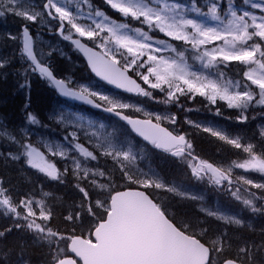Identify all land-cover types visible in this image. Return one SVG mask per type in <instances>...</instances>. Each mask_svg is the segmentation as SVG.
<instances>
[{"label":"snow or ice","instance_id":"obj_1","mask_svg":"<svg viewBox=\"0 0 264 264\" xmlns=\"http://www.w3.org/2000/svg\"><path fill=\"white\" fill-rule=\"evenodd\" d=\"M249 2L244 0L245 4ZM104 3L127 22H118L96 10L94 15L88 14L91 23L84 26L60 6L58 0H46L39 11L23 8L21 0H0V16L14 14L36 22L38 18L42 20L46 12L52 20L59 19L62 31L66 29V21L70 25L67 29L70 34L64 39L70 40L84 53L97 77L125 93L156 100L158 91L163 98L156 100L157 103L178 107H183L181 98L203 97L209 109L218 101H224L227 108L238 110L235 119L240 123L248 119L245 112L251 104L264 106V0L251 2V8L259 10L260 15L247 10L238 14L231 0H228L227 9H223L219 0H204L203 4L191 0L190 6L183 0H104ZM203 7H207L206 12L202 11ZM189 13L210 17L218 23L210 25L204 20L190 18ZM132 22L140 26L132 27ZM72 30L78 37H86L87 41L73 39ZM157 33L169 39H161ZM22 36L20 55L30 62L31 72L46 78L61 96L102 109L125 121L131 131L154 150L170 154L179 164L190 169L195 180L207 181L238 201L242 190L248 192L249 198L242 201L243 205L254 214L264 215V182L255 183L245 176L233 179V167L264 174V127L259 130L258 144L245 145L239 138H230L222 130L211 126L201 129L200 123L186 119L190 126L248 156L243 163L227 168L216 166L193 155L194 142L176 127V114L148 112L130 100L125 102L90 85L56 79L34 53L33 38L27 26L23 27ZM189 53L202 69L210 71L198 70L189 63ZM231 61L249 66L243 76L250 84L239 80L221 83L224 73L219 65ZM253 64L260 70L258 73L251 69ZM215 114L222 115L219 106ZM141 115L144 118H140ZM27 121L33 125L40 123L32 113H28ZM88 126L91 127V122ZM83 127L79 125L78 131H83ZM78 131L68 132L72 148L86 161L89 158L92 161L111 160L112 167L103 170L82 167L78 159L71 157L74 187L80 199L67 203L59 213L54 204L46 205L44 200L33 199L32 194H26L17 202L0 179V206L5 218H13L11 227L0 230V240L5 239L13 228L24 231L33 246L46 249L40 257L41 264H264V227L257 231L251 223L245 224L242 219L202 205L200 213L225 222L223 231L210 235L209 229L204 227L205 221L199 216L185 214L178 217L170 211L157 190L172 193L182 200L201 201V196L140 169L136 166L137 156L131 149L117 146L109 136L96 131L90 135L85 133L83 138L92 147L89 150L79 142ZM9 138L23 149L27 164L51 180L63 182L69 174L67 167L63 172L58 171L43 152L31 142H25L26 138L19 141L15 136ZM53 155L62 157L68 153L57 150ZM11 158L18 160L20 157L13 155ZM239 184L257 191L242 189L237 186ZM55 219H61L65 227H52ZM243 228L251 229V234L246 235ZM16 247L19 251L13 261ZM27 247L23 242L13 248L0 247V264H33Z\"/></svg>","mask_w":264,"mask_h":264},{"label":"trees","instance_id":"obj_2","mask_svg":"<svg viewBox=\"0 0 264 264\" xmlns=\"http://www.w3.org/2000/svg\"><path fill=\"white\" fill-rule=\"evenodd\" d=\"M238 1L239 0H231L232 5H238L239 3L243 4V0H240V2ZM183 2L191 3V0H183ZM203 2L204 0H198L199 4H203ZM219 2L223 9H227L228 0H219ZM67 3L71 6L80 7L86 11L100 10L111 19L120 22H127L123 20L115 10L111 9L110 6H107L104 3V0H67ZM203 10H206V7H203L202 11ZM220 14L221 18H223V12ZM9 23L14 27L12 33L16 34L20 26L26 23L28 24V21L19 18L14 14L0 16V59L2 62L10 64L7 67V70L0 69V130L7 131L8 133L4 136L0 132V179L4 181L3 186L10 190V195L14 197L17 202L26 194L35 195L37 193L38 184L44 185V187L49 188L54 195V197L49 198V205L54 204L57 213H59L67 203L79 201L80 194H78L77 189L74 187L75 181L63 189L64 181H53L39 171H31L30 165L27 164V158L23 156V149L20 148L17 142H13L9 137L15 136L17 141L26 138L25 142H30V122L27 121L28 113H32L37 117V114L41 111L55 108V106L60 103H66V100L57 94L46 78L40 77L38 73L33 74L31 72V69L28 67L30 62L20 55L21 46L19 38L13 39L11 37V39H8L6 35V27ZM131 26L139 27L140 25L132 22ZM67 29H65V31H67ZM46 30V28L41 27L38 29V32L45 36L48 35ZM157 36L161 39H169L163 37V34L157 33ZM14 37L18 36L15 35ZM53 39L60 41L56 35L53 36ZM83 40L87 41V38ZM175 43L180 44V42ZM66 44L67 47H70L68 58L62 57L56 52H46L39 44L34 45V53L37 54L38 58L43 60L44 64L49 67L55 77L61 79L67 75L78 79L86 77L89 74V71L86 65H81L83 59L70 44ZM88 44L92 46L90 41ZM181 50L185 49L182 48ZM188 55L189 63L196 65L197 62L190 58V53ZM257 58H259V54H257ZM16 64H19V66H15ZM251 67H253V65H251ZM219 68L223 71L224 75L233 79H238L239 81L242 80L249 84L243 76V72L248 71L249 66L243 65L238 61H231L227 62V65H219ZM25 69H27V71H25ZM2 72H7L8 74L4 75ZM21 85H24V87H21ZM256 92L258 93V89H256ZM139 98L146 101L147 105L151 107L170 109L178 112L179 115H189L194 119H211L215 123L222 121L225 124L226 129L230 131L231 134L238 136L242 143L258 144L259 129L257 128V123L264 122V106L256 105L255 103L251 104L249 109L245 112L248 119L246 122L240 123L235 119L238 110L227 108L224 101H218L216 106H212L211 109H209L208 102L203 101L199 96L191 100L181 98L183 107L174 106L172 104L164 105L162 103H157L156 100L163 98L158 91L156 100L141 96H139ZM217 106L220 107L222 115L215 114ZM189 109L191 110L189 111ZM177 120H180V118H177ZM123 133H125L124 130ZM187 139L194 142L196 152L200 157H206L212 163H220V161H222L230 166L237 163H243L244 160L248 159L247 154L243 153L242 150H237L233 146L219 141L208 133L191 131ZM11 152L17 153L20 158L18 160H13L11 158ZM257 152L259 153V148H257ZM233 170V175L246 172L244 169L235 167H233ZM247 172L249 175H253L252 172ZM188 176V178H193L190 172L188 173ZM237 186L241 187L244 185L239 184ZM215 189L217 190L216 186ZM216 190L214 191L219 199L218 201H220L219 203L222 202L223 206L226 208L236 209L237 211L240 210V200H236L230 193L224 195L223 191ZM233 191H235V188H233ZM187 206L189 208H184V210L187 211L186 215L193 217L198 215L193 211L192 207H190L192 206L190 202L187 203ZM3 212L4 209L0 206V230L9 228L13 225V218H5ZM250 215L252 216L254 213L251 211ZM260 216L263 215L260 214ZM199 217L201 218L200 214ZM205 220L204 227L208 225V228H206L210 229V235L212 233L220 232L223 229L220 227H224V224L213 219ZM209 223L211 224V227H209ZM57 226L61 229L65 227L61 219H55L52 221V227L55 228ZM77 234H79V230H77ZM85 234H87L86 229ZM22 242L28 245L27 251L32 256L33 264H41L40 257L46 249L33 246L30 236L26 235L24 231L13 228L11 233H9L5 239L0 240V247L13 248ZM18 251L19 248L16 247V252H14L12 256L13 261H15L16 253Z\"/></svg>","mask_w":264,"mask_h":264},{"label":"flooded vegetation","instance_id":"obj_3","mask_svg":"<svg viewBox=\"0 0 264 264\" xmlns=\"http://www.w3.org/2000/svg\"><path fill=\"white\" fill-rule=\"evenodd\" d=\"M56 24H58L57 22H55ZM59 34V33H58ZM60 36V34H59ZM81 55L86 58V56L84 55V53L82 52ZM85 63L87 64L88 66V69L89 71L91 72L92 76L98 80V84L100 86H105L106 85L103 83V80H101L99 77H97L95 75V73H93L88 65V62L87 60L85 61ZM120 99L122 100H126V102H128L129 100L136 104L137 106L139 107H142L144 108L146 111L148 112H153V113H161V114H165L167 113V111H162V110H153L151 108H148L146 107L142 101L138 100L136 98L135 95H129V96H119ZM76 107L75 110L80 113L81 115L85 116L87 119L91 120V121H96L97 123H102L103 121L107 122V123H113L114 121L110 120L107 116H105L102 112L100 111H92L90 109H87L85 108L84 106H82L81 104H76L75 105ZM78 108V109H77ZM81 110V111H80ZM85 112V113H84ZM133 115H135L133 113ZM99 118H98V117ZM97 117V118H96ZM140 118H144L142 115ZM99 119V120H98ZM102 119V120H100ZM116 123V122H115ZM119 125V123H118ZM124 125H126V127L129 129V131H127V128L125 127V130L127 131V138H129L128 140H126L121 146L125 149V146H126V142L128 141V143H130V145H135L137 147V150H138V153H137V160H136V166L139 167L140 169H143L144 171L146 172H156L158 174L159 177H161L162 179H164L166 182H168L170 185L171 184H179V183H182L184 185H191L193 184L194 185V189H191L190 190V193H195L197 196H201L203 199L202 201H192V200H189L192 204L194 205H198L199 208H200V205L199 204H205L206 202H210L211 200L210 199V196L212 194H214V191H210L209 190V187L210 186H213V185H210L207 181H197L195 180L194 178H187L188 177V173L190 172L191 173V170L188 169L186 166H184L183 164H179L177 162V159L176 158H173L170 154H165L163 153L162 151L160 150H154L150 145L147 144V142L143 141V139L139 136H137L135 133H133L131 131V127H129L130 125H127L125 122H124ZM131 133V135H130ZM133 134V135H132ZM135 138V139H134ZM81 140V139H80ZM80 143L84 144L85 147H88L89 150H92V147L90 144H85L83 141H79ZM194 148H195V145H194ZM75 151V150H74ZM150 151V152H149ZM147 152V153H146ZM149 153V154H148ZM151 153V154H150ZM74 154V153H73ZM148 155V156H147ZM161 155V156H160ZM193 155H196L199 157V159H202V160H207V159H203L200 157V155L197 154L196 151H194ZM147 156V157H145ZM76 159H78L81 164H82V167H89V168H99L101 170L103 169H106V168H111V160H107L105 161L104 159H101V161H92L90 158L86 161L84 157L80 156V155H76L75 157ZM153 161V163L151 161V159ZM190 159V157H189ZM157 160V161H155ZM159 160V161H158ZM144 161V162H143ZM208 162H210L209 160H207ZM89 164H87V163ZM142 162V163H141ZM157 162H160V163H157ZM162 162V163H161ZM164 162V163H163ZM167 162V164H165ZM92 165H91V164ZM104 163V164H103ZM141 163V164H139ZM158 165H157V164ZM176 163V165H175ZM98 164V166H96ZM108 166H107V165ZM139 164V166H138ZM144 164V165H143ZM155 164V165H154ZM161 167H160V165ZM95 165V166H94ZM146 165V166H145ZM149 165H152V166H149ZM157 165V166H156ZM162 165L164 166V168L162 167ZM217 166H220L218 163H216ZM94 166V167H93ZM156 166V167H154ZM74 167V164H73V161L71 160L70 162L67 163V168L69 169V174L66 176V178L64 179V186H63V189H65L66 186H68L69 184H71L72 182L75 181L73 175H72V172H71V169ZM166 167V168H165ZM175 167V168H174ZM155 168V169H153ZM163 168V169H162ZM168 169V170H167ZM165 171V173H164ZM173 172H179L181 174V177L179 178H174V177H171L170 175H167L168 173L171 174ZM168 172V173H167ZM164 176V177H163ZM172 178V179H171ZM118 183H120V181H118ZM215 188V186H213ZM118 190H123V189H118ZM97 191H99V189H97ZM158 191V194L160 195L161 199L169 206V210L170 211H173L177 214V216H181V215H185L186 214V210H184L185 207H188V206H185V204L187 205V203H189L188 200H182L181 198L179 197H176L174 194L172 193H167L166 191L164 190H157ZM218 191V190H217ZM202 193V194H201ZM225 195H227L225 192H223ZM204 194V195H203ZM242 194V196H241ZM259 194V193H258ZM240 196L242 197V199H240V212L242 213L240 219H242L245 224L247 223H251L253 228H255L257 231L261 228V227H264V215L263 216H260V213H255L254 215H250V212H251V209H245L244 208V205L242 203L243 199H245V197H248L249 198V195H248V192H245V191H242L240 192ZM95 199V196L93 197V200ZM207 199V200H206ZM181 201V202H180ZM184 201V202H183ZM185 203V204H184ZM211 203H214L213 201L210 202V205L211 206ZM242 203V204H241ZM242 205V206H241ZM208 206V207H209ZM197 214H198V210L196 208H192ZM245 218V219H244ZM255 218H257L255 220ZM251 219V220H250ZM260 219V220H259ZM255 220V221H254ZM249 221V222H248ZM258 221V222H257ZM260 221V222H259ZM255 222V223H254ZM257 222V224H256ZM256 224V225H255ZM241 227V226H240ZM238 227V228H240ZM224 230V228L222 229ZM221 230V231H222ZM231 230V228L229 229ZM242 231L246 233H248L249 231V234L247 235H250L251 234V229H247V228H243ZM247 231V232H246ZM253 238H256L257 237H253Z\"/></svg>","mask_w":264,"mask_h":264},{"label":"rangeland","instance_id":"obj_4","mask_svg":"<svg viewBox=\"0 0 264 264\" xmlns=\"http://www.w3.org/2000/svg\"><path fill=\"white\" fill-rule=\"evenodd\" d=\"M45 0H42V2L40 4L36 3L35 6H33L32 8H35L37 11L41 10L42 5L44 3ZM169 2H171V0H169ZM240 2V0L238 1ZM244 2V0H243ZM251 2H257V0H250V2L248 4H238L235 5L233 4V8L237 11L238 14H242L243 11L247 10V11H252L257 15H260V11L259 10H253L251 8ZM58 3L60 4V6L65 7L70 13L73 14L74 17H76L77 22L82 23V25L87 26V24L91 23V21L88 19V14L91 12L93 15L95 13L96 10L94 11H86L80 7L77 6H71L69 3H67V0H58ZM187 5L190 6L191 3H186ZM21 5L23 8H27V4L21 0ZM31 6V5H30ZM32 8H30L29 10H31ZM54 11V10H53ZM206 11H207V7H206ZM204 11V12H206ZM190 18H196V19H201L204 20L205 23H208L210 25H215L218 22L217 21H213L210 17H202V16H197L195 13H189ZM225 23L227 22L226 20L224 21ZM251 23V21H249ZM35 23L36 29L35 31L31 34L32 38H33V43H37L39 44L42 48H44L47 52H57V54H59L60 56L66 57L69 54V51L65 48V46L60 43L57 42L55 40H53V38L49 37V36H43L40 32H38V29L40 27H46L47 29H49L48 31H53L54 29H56L54 27V24L50 22V19L44 14L43 15V19H39L36 22H32ZM65 24H67V22H64ZM68 27L70 28V25H68ZM71 33L78 37V34H75L74 30L71 31ZM69 35V34H66ZM65 36V35H64ZM86 38V37H85ZM222 43V42H220ZM126 51V50H125ZM198 70H202L204 72H209L210 70L208 69H202L201 66L197 63L196 65H194ZM251 69L254 71V73H258L260 70L258 69V67L256 65L253 64V67H251ZM249 71V70H248ZM244 78V77H243ZM246 79V78H244ZM233 81V83H235L236 81H238V79H233L227 75H224L223 80L221 81V83H226L227 81ZM247 80V79H246ZM242 81V80H240ZM243 82V81H242ZM249 84L251 83L250 81H248ZM86 86H88V84H84ZM255 87V86H252ZM97 90V89H95ZM100 91V90H99ZM111 96L117 97L116 95L112 94V93H107ZM203 101H206L203 97H200ZM226 103V102H225ZM146 106V105H145ZM148 107V106H146ZM150 108V107H148ZM49 110H43L44 113H48ZM72 113H69L68 110L65 111V115L64 118L66 119V124L68 126H73L78 128L79 125H83V131L87 132L89 135L93 132L96 131L102 135L105 136H109L110 139H112V137H116L117 135L120 134L119 130H116V128L114 129H110L109 127H107V123L103 122V123H97L96 121H91L89 119H87L85 116L81 115L80 113H78L77 111L74 110H70ZM169 114V113H166ZM77 117H82V120H78ZM91 122V127L88 126V123ZM194 122L200 123L201 124V129L203 127H214L217 130H222L224 131L226 134L229 135L230 138H239L238 136L231 134L230 131H228L226 129L225 124L222 121H218V122H213L211 119H198ZM1 123V122H0ZM101 125H103V127L101 128ZM261 127H264V122L258 124V129L260 130ZM110 130V132H108ZM3 132V130H0V132ZM1 132V134H2ZM209 134V133H208ZM129 138H126V140H128ZM240 139V138H239ZM117 146H119L117 143H115ZM245 144V143H243ZM246 145V144H245ZM51 146V147H49ZM121 147V146H119ZM131 149V151L133 152V154H135L137 156L138 150L137 147L133 144L130 145V143L126 142V146H125V150ZM47 149L49 150L48 154L52 155L53 152L60 150V151H65L69 154V149L68 147L64 146L63 144H59V145H51L48 144L47 145ZM67 156V155H66ZM60 157V156H59ZM138 157V156H137ZM62 157H60V159H62ZM225 168H227L228 166H223ZM234 172V170H233ZM252 172L253 175H249V173L246 171L244 173H240V174H236L233 175V179L235 180L236 178H238L239 176H245L248 179H252L255 183H261L264 182V174H261L259 172H255V171H250ZM149 173H155L156 175H158L156 172H149ZM182 187L183 190L190 192L191 189H194V185H184L182 183L176 184ZM244 188H248L251 189V186L248 185H244ZM241 187V188H243ZM195 194V193H192ZM196 195V194H195ZM248 197H245V199H247ZM35 200H40V199H35ZM220 204V205H219ZM245 207V206H244ZM209 209L213 210V211H217L218 213L224 214V215H230L233 216L237 219H240V215H242V213L239 211H236V209L230 211L229 209H227L225 206H223L221 203L219 202H215L213 203L211 206L208 207ZM218 221L224 222L223 220H219L216 217H213ZM225 223V222H224ZM234 227H240V226H234ZM223 231V230H222ZM231 231V230H229Z\"/></svg>","mask_w":264,"mask_h":264},{"label":"bare ground","instance_id":"obj_5","mask_svg":"<svg viewBox=\"0 0 264 264\" xmlns=\"http://www.w3.org/2000/svg\"><path fill=\"white\" fill-rule=\"evenodd\" d=\"M23 25H24V24H23ZM14 45H15V44H14ZM18 82H19V81H18ZM104 87H105V86H104ZM75 107H76V106H75ZM77 109H78V108H77ZM80 111H81V110H80ZM97 112H98V111H97ZM100 112H101V111H100ZM84 113H85V112H84ZM97 117H98V116H97ZM97 117H96V118H97ZM98 118H99V117H98ZM98 120H99V119H98ZM100 120H102V119H100ZM107 127H108V126H107ZM125 127H126V125H125ZM126 128H127V127H126ZM0 129H1V128H0ZM112 129H113V128H112ZM112 129H111V130H112ZM114 129H115V128H114ZM127 131H129L128 128H127ZM1 132H2V131H1ZM2 133H3V132H2ZM130 135H131V133H130ZM132 135H133V134H132ZM134 139H135V138H134ZM80 141H82V140H80ZM128 141H129V140H128ZM128 141H127V142H128ZM129 142H130V141H129ZM1 151H2V150H1ZM149 152H150V151H149ZM0 153H1V152H0ZM146 153H147V152H146ZM2 154H3V153H2ZM148 154H149V153H148ZM150 154H151V153H150ZM0 155H1V154H0ZM3 155H4V154H3ZM147 156H148V155H147ZM147 156H145V157H147ZM160 156H161V155H160ZM150 159H151V158H150ZM98 161H99V160H98ZM100 161H101V159H100ZM155 161H157V160H155ZM158 161H159V160H158ZM87 162H88V161H87ZM87 162H86V163H87ZM143 162H144V161H143ZM151 162L153 163L152 159H151L150 163H151ZM107 163H108V161H107ZM141 163H142V162H141ZM141 163H139V164H141ZM157 163H160V162H157ZM157 163H156V164H157ZM161 163H162V162H161ZM163 163H164V162H163ZM87 164H89V163H87ZM90 164H91V163H90ZM103 164H104V163H103ZM139 164H138V166H139ZM165 164H167V162H166ZM91 165H92V164H91ZM106 165H107V164H106ZM143 165H144V164H143ZM154 165H155V164H154ZM157 165H158V164H157ZM157 165H156V166H157ZM159 165H160V164H159ZM175 165H176V163H175ZM94 166H95V165H94ZM94 166H93V167H94ZM96 166H98V164H97ZM107 166H108V165H107ZM111 166H112V164H111ZM145 166H146V165H145ZM149 166H152V165H149ZM156 166H154V167H156ZM160 167H161V165H160ZM162 167L164 168L163 165H162ZM163 168H162V169H163ZM165 168H166V167H165ZM174 168H175V167H174ZM69 169H70V168H69ZM153 169H155V168H153ZM167 170H168V169H167ZM172 172H173V171H172ZM164 173H165V171H164ZM167 173H168V172H167ZM168 174H169V173H168ZM163 177H164V176H163ZM188 177H189V176H188ZM188 177H187V178H188ZM181 178H183V177H181ZM171 179H172V178H171ZM241 187H243V186H241ZM243 188H244V187H243ZM243 188H242V189H243ZM248 188H250V187H248ZM241 192H242V191H241ZM201 194H202V193H201ZM203 195H204V194H203ZM224 195H225V194H224ZM241 196H242V194H241ZM206 200H207V199H206ZM209 200H210V199H209ZM243 200H244V199H243ZM185 201H186V200H185ZM188 201H189V200H188ZM201 201H202V200H201ZM180 202H181V201H180ZM183 202H184V201H183ZM186 202H187V201H186ZM189 202H190V201H189ZM210 202H211V201H210ZM219 202H220V201H219ZM194 203H195V201H194ZM206 203H208V202H206ZM184 204H185V203H184ZM195 204H196V203H195ZM203 204H204V203H203ZM211 204H212V203H211ZM241 204H242V203H241ZM188 205H189V204H188ZM219 205H220V204H219ZM185 206H187V205L185 204ZM241 206H242V205H241ZM190 207H191V206H190ZM188 208H189V207H188ZM190 210H191V208H190ZM193 211H194V210H193ZM193 213H194V212H193ZM194 215H195V214H194ZM197 216H199V215H197ZM240 216H241V215H240ZM194 217H195V216H194ZM244 219H245V218H244ZM256 219H257V218H255V220H256ZM250 220H251V219H250ZM255 220H254V221H255ZM259 220H260V219H259ZM205 222H206V220H205ZM208 222H209V220H208ZM210 222H211V221H210ZM248 222H249V221H248ZM257 222H258V221H257ZM257 222H256V224H257ZM259 222H260V221H259ZM251 223H253V222H251ZM254 223H255V222H254ZM212 224H214V223H212ZM256 224H255V225H256ZM210 225H211V224L209 223V227H211ZM204 226H205V225H204ZM206 227L208 228V225H207ZM209 230H210V229H209ZM246 232H247V231H246ZM249 232H250V231H249ZM249 232L246 233V235L249 234ZM244 233H245V232H244Z\"/></svg>","mask_w":264,"mask_h":264},{"label":"water","instance_id":"obj_6","mask_svg":"<svg viewBox=\"0 0 264 264\" xmlns=\"http://www.w3.org/2000/svg\"><path fill=\"white\" fill-rule=\"evenodd\" d=\"M22 44H23V38H22ZM50 70V69H49ZM56 78V77H55ZM56 79H58V78H56ZM107 83V82H106ZM113 88H115V86H113V85H111ZM54 87V86H53ZM55 88V87H54ZM116 89V88H115ZM56 90V89H55ZM117 90H120V89H117ZM57 91V90H56ZM120 91H122V90H120ZM57 93L59 94V92L57 91ZM60 95V94H59ZM61 96V95H60ZM61 97H63V96H61ZM63 98H65V99H67V100H69V101H72V102H80V101H75V100H72L71 98H68V97H63ZM87 105V104H86ZM88 106H90V107H92L91 105H88ZM92 108H94V107H92ZM94 109H96V108H94ZM113 115V114H112ZM114 116V115H113ZM116 117V116H115Z\"/></svg>","mask_w":264,"mask_h":264}]
</instances>
